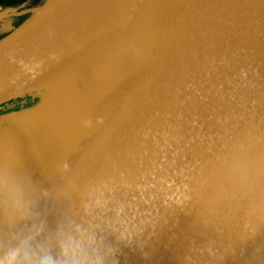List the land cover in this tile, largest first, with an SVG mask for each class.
Wrapping results in <instances>:
<instances>
[{"label": "water", "instance_id": "obj_1", "mask_svg": "<svg viewBox=\"0 0 264 264\" xmlns=\"http://www.w3.org/2000/svg\"><path fill=\"white\" fill-rule=\"evenodd\" d=\"M27 13L0 26V261L71 226L104 264H264V0Z\"/></svg>", "mask_w": 264, "mask_h": 264}, {"label": "clouds", "instance_id": "obj_2", "mask_svg": "<svg viewBox=\"0 0 264 264\" xmlns=\"http://www.w3.org/2000/svg\"><path fill=\"white\" fill-rule=\"evenodd\" d=\"M59 256H54L49 249L39 258H35L31 249H25L24 258L17 260L11 258L0 261V264H104L101 256L88 251L93 248L95 238H86L80 229L69 227L63 238L57 237Z\"/></svg>", "mask_w": 264, "mask_h": 264}, {"label": "flooded vegetation", "instance_id": "obj_3", "mask_svg": "<svg viewBox=\"0 0 264 264\" xmlns=\"http://www.w3.org/2000/svg\"><path fill=\"white\" fill-rule=\"evenodd\" d=\"M37 0H3L0 1V26H17L28 16L27 11L37 5ZM40 3V2H39Z\"/></svg>", "mask_w": 264, "mask_h": 264}, {"label": "trees", "instance_id": "obj_4", "mask_svg": "<svg viewBox=\"0 0 264 264\" xmlns=\"http://www.w3.org/2000/svg\"><path fill=\"white\" fill-rule=\"evenodd\" d=\"M0 1H3V0H0ZM14 1H20V0H14ZM38 2H37V5L39 4V2L41 1V0H37ZM36 5V6H37Z\"/></svg>", "mask_w": 264, "mask_h": 264}]
</instances>
